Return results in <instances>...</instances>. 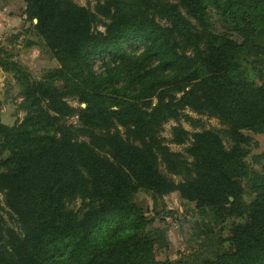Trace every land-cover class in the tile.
<instances>
[{"label":"trees","instance_id":"trees-1","mask_svg":"<svg viewBox=\"0 0 264 264\" xmlns=\"http://www.w3.org/2000/svg\"><path fill=\"white\" fill-rule=\"evenodd\" d=\"M25 1L60 67L31 80L0 57L27 84L23 122L0 121V152L9 154L0 160V210L20 225L6 226L0 214V264H264V173L249 165L253 138L244 133L264 132V0H94L95 11L74 0ZM132 45L143 52L129 53ZM105 54L115 64L98 76L92 58ZM76 98L86 106L71 104ZM186 109L218 117L230 147L218 130L191 137L177 125L172 142L190 145L172 151L160 132L182 116L198 123ZM245 179L255 197L230 250L156 258L137 192L178 191L224 217L242 214Z\"/></svg>","mask_w":264,"mask_h":264},{"label":"rangeland","instance_id":"rangeland-1","mask_svg":"<svg viewBox=\"0 0 264 264\" xmlns=\"http://www.w3.org/2000/svg\"><path fill=\"white\" fill-rule=\"evenodd\" d=\"M74 1L95 11L96 1L94 0ZM26 7L25 0H0V57L17 62L31 80H41L51 70L60 67V61L35 28L34 24L37 23V19L31 21L27 18ZM210 23L212 28L221 27L222 22L218 11H211ZM96 26L95 28L100 31L106 29L102 22ZM126 49L131 54L140 55L144 47L132 45L126 46ZM114 64L115 59L108 54L92 58V68L98 76L107 75L108 67L114 66ZM26 86V82L21 79L19 74L14 71H5L0 66V121L3 124L13 127L23 122L26 111L21 108V102L24 99L23 91ZM70 102L76 107L84 104L78 98L70 99ZM156 102V98H152L150 106H154ZM184 114L199 120V122L194 123L182 116L179 121L171 120L164 124L160 132V136L165 139V143L170 146L172 151L184 153L190 145V140L183 144L172 142V129L177 125L188 130L191 137L194 133L202 130H218L223 135L226 145L230 147L231 141L226 135L228 126L222 123L218 117L197 113L191 109H186ZM66 122L76 124L78 116L69 117ZM244 133L253 138L247 161L253 169L264 173V132L256 133L244 130ZM8 156V152H0V160ZM160 168L163 174L172 177L176 182L182 180L180 176L168 174L164 164H161ZM243 186L242 214H229L224 217L216 216L215 211L211 208L198 209L195 202L183 200L178 191L156 198L151 192H137L134 199L143 207L145 215L150 221L146 232L155 239L156 258L160 261L167 259L185 261L192 257L198 259L213 257L218 253L230 250L232 228L235 224L249 221L247 206L255 197L248 179L243 181ZM0 197L3 199V194L0 193ZM80 205L81 200L71 203L73 208H78ZM0 214L4 217L6 226L13 227L17 231L20 230L17 219L9 213L7 208L0 210ZM162 231L163 233H160Z\"/></svg>","mask_w":264,"mask_h":264},{"label":"water","instance_id":"water-1","mask_svg":"<svg viewBox=\"0 0 264 264\" xmlns=\"http://www.w3.org/2000/svg\"><path fill=\"white\" fill-rule=\"evenodd\" d=\"M83 106H86V104L84 103Z\"/></svg>","mask_w":264,"mask_h":264}]
</instances>
